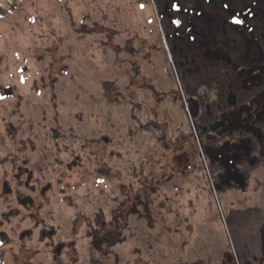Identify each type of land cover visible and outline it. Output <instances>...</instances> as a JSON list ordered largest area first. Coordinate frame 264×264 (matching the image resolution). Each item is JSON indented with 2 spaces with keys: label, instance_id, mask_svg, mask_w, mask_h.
Here are the masks:
<instances>
[{
  "label": "rangeland",
  "instance_id": "1",
  "mask_svg": "<svg viewBox=\"0 0 264 264\" xmlns=\"http://www.w3.org/2000/svg\"><path fill=\"white\" fill-rule=\"evenodd\" d=\"M14 2L0 16V179L21 157L39 179H61L62 190L41 210L49 227L35 242L45 245L38 235L57 230L69 243L61 258L58 245L37 252L33 263L264 264V167L247 161L264 148L254 143L243 160L220 155L243 152L252 133L223 112L234 82L211 84L222 68L246 88L255 83L253 67L264 62L256 58L264 0ZM211 44H239L244 60ZM98 139L107 144L91 150ZM55 142L54 163L86 149L66 177L40 152L47 143L53 154ZM84 163L101 178L114 167L116 177L96 183L85 170L78 177ZM16 211L0 202V231L10 234L17 220L28 227ZM5 256L11 264L14 249L0 246V264Z\"/></svg>",
  "mask_w": 264,
  "mask_h": 264
},
{
  "label": "flooded vegetation",
  "instance_id": "2",
  "mask_svg": "<svg viewBox=\"0 0 264 264\" xmlns=\"http://www.w3.org/2000/svg\"><path fill=\"white\" fill-rule=\"evenodd\" d=\"M233 113L234 111L231 112L230 114L232 115ZM189 119L191 120V118ZM53 139H55V137ZM55 143L57 146V150L53 151L54 152L53 154H51V150L47 149L46 145H44L47 143L43 144L42 148L40 149V152L43 154L45 161L49 160V158L51 157L50 159L52 161L50 163H53L54 165H56L58 167L57 170L62 172V174L66 177L67 173L69 172L72 173L73 171H75L73 169H68V165L73 162V159L75 156H79V157L81 156L83 158L82 155L85 153L84 151H86V149L84 147H79L77 151L75 150L74 154L72 155V157L69 158V160H59L58 163H54L53 160L55 159L54 157H56L55 154L59 150L57 142ZM100 143L105 145L107 144V141L105 139H102L101 141L100 139L95 140L92 143L93 146L91 147V150H93L94 148H97V146ZM97 155L99 156V159L104 160V156L102 155V152H98ZM113 157L114 156H111V157L108 156V160L113 161L114 160ZM235 158H236L235 153H232V155L230 156V160H233ZM17 160H15L17 162L11 163L10 168L7 172L8 176L6 175L5 178L0 179V202H2L3 205L5 206L7 203L9 208L14 207L17 211H19L20 214H21L20 210H22L24 214H26V217L30 219V224L28 225V227H23L22 226L23 221L17 220L13 222V225L9 230L10 234L5 233L3 230L0 231L1 233H4L3 235L2 234L0 235V246L2 247V249H6V247L7 248L12 247L14 249V254L16 258H13L14 260H12L11 264H17V263L34 264L32 261V258L35 257L37 252L41 253V251H45L47 247H49L51 250H54L58 245H62V249L59 254V258H61L63 256V253H66L64 249L66 248L68 249L69 243H64L60 241L57 230H55L54 233L44 234V236L38 235V237L40 238V239L38 238L39 240L47 241L45 245H39L38 242H35V240L37 237V233H40L41 230L45 231L49 227L48 221L40 217L41 210L42 208L51 207L53 203L52 194L57 188L62 190V187H61L62 180L61 179L53 180L51 177L48 178L47 176H45L43 179H39L40 177L38 178V176H36V174L33 172L32 167L28 163L26 164L24 160L22 159V157L17 158ZM222 161L226 162L227 160L223 159ZM46 166H47L48 173L51 174V170L48 168V163L46 164ZM83 167H85V169ZM87 167L88 165L86 163L82 165V168H80L77 173L78 177H81L84 170L86 171L87 174L93 175V180H95L96 183L104 182L106 179H109L113 176L116 177L114 167H111V170H109L108 175L105 174L104 177L102 178L100 176H94V175H98V173H95L93 171L90 172V169L87 170ZM111 171H113V174H111ZM145 176L147 180L149 176L148 175H145ZM7 177L8 179H6ZM83 183L85 182L82 180L81 185H83ZM73 192H76V189L67 190V193L70 195H72ZM27 198L29 199V202L26 204H23L21 201ZM17 211L16 213L19 214ZM10 212L12 213V215H16L12 211ZM4 219L5 218L2 215H0L1 226H4V224L6 223ZM122 220H121V223L124 224L126 219H122ZM40 225H43V226H40ZM5 227H9V225L6 224ZM1 229L2 228L0 227V230ZM27 230H29L30 235L27 238L20 239L19 238L20 234ZM110 235H105V239L102 240L103 243L107 241L105 245L111 244V242H114L115 240L114 238L118 236V234H116L115 231ZM17 243L19 244L18 246H17ZM70 243H74V245L72 244L71 247L76 248V244H75L76 241L72 240ZM34 248H36L35 253L33 252ZM29 249L32 250L31 255L29 254L27 258L22 257V255ZM73 252H77V251L74 250ZM6 256L4 258V262L3 260L1 261L3 264H5L6 262V259H7ZM24 259L26 262L23 263L22 260ZM65 264H68V263H65Z\"/></svg>",
  "mask_w": 264,
  "mask_h": 264
},
{
  "label": "crops",
  "instance_id": "3",
  "mask_svg": "<svg viewBox=\"0 0 264 264\" xmlns=\"http://www.w3.org/2000/svg\"><path fill=\"white\" fill-rule=\"evenodd\" d=\"M212 46H210L212 49H221L223 51L226 52L227 56L229 57L230 60L239 58L241 60H244V57L242 55V51L239 50V44H211ZM259 45V44H258ZM263 46H261L259 53H257V57L256 58H263L264 59V44H261ZM238 51L241 52V54H238ZM239 52V53H240ZM232 64V63H231ZM263 66L258 65H254L253 67V73H254V84L249 87L246 88L245 86L241 84H239V80L238 79H233L232 78V69L228 72L225 71V68H222L221 70L224 72L223 75H221L218 80H214L211 81L212 82H216V86L219 85L222 88H225L224 86L226 85L227 80L234 82V85L232 87V89L230 90V92H227L224 96H223V101H222V106H225V103H229L231 104V108H225V110H223V112L225 111L226 114L228 115V113H231L234 111L233 113V117L237 120V124L238 122H240L242 129L247 131L251 130L250 132L251 137H245V142H247L246 144V148L243 152H234L236 155V158H239L240 154H243L242 160L243 159H248V155H252V151L256 150V146H254V143L258 146L262 145L264 148V130L262 129L263 127L259 126V122L262 121V123L264 122V62L262 63ZM236 65V64H235ZM228 75V76H226ZM224 79V80H223ZM217 81H219L217 83ZM252 93V94H251ZM219 93H216L214 98L216 99L218 97ZM230 94L231 96V102L230 100H228L227 95ZM246 96H250V98L248 99L247 103L242 102L241 104L237 103L238 98L241 100H244ZM214 98H210V100L214 101ZM207 106V104H206ZM217 105H215L216 107ZM201 109V108H200ZM200 109H196V118L198 119L199 113H200ZM252 121V122H251ZM253 125V129L249 128V124ZM202 126V125H200ZM226 147L230 150L231 145L229 144V146L226 145ZM223 155V157H225L227 160L230 158V156L232 155L229 154H224L223 152L220 154ZM257 157V159H255V157ZM253 157V159L247 160V161H252L255 163V161L260 162V164L264 161V155L258 156L257 154H255ZM235 158V160H236ZM244 162V161H243ZM242 162V164H243ZM238 163H240L238 161ZM251 163V162H250ZM259 166L260 167H264V163L261 164ZM243 172V171H242Z\"/></svg>",
  "mask_w": 264,
  "mask_h": 264
},
{
  "label": "trees",
  "instance_id": "4",
  "mask_svg": "<svg viewBox=\"0 0 264 264\" xmlns=\"http://www.w3.org/2000/svg\"><path fill=\"white\" fill-rule=\"evenodd\" d=\"M2 1H4V3H2L0 0V16L3 17L9 10H13L15 8V2L14 0H2ZM192 144L197 150L198 147L194 140H192ZM199 144L202 145L203 148L206 147V144H204L203 142H199ZM204 155L206 156L205 152H204Z\"/></svg>",
  "mask_w": 264,
  "mask_h": 264
}]
</instances>
